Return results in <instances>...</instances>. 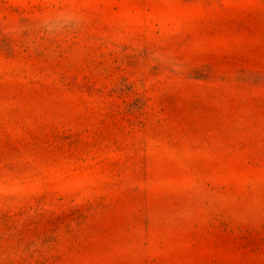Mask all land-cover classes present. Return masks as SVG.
Listing matches in <instances>:
<instances>
[{"label":"rangeland","instance_id":"rangeland-1","mask_svg":"<svg viewBox=\"0 0 264 264\" xmlns=\"http://www.w3.org/2000/svg\"><path fill=\"white\" fill-rule=\"evenodd\" d=\"M0 264H264V0H0Z\"/></svg>","mask_w":264,"mask_h":264}]
</instances>
